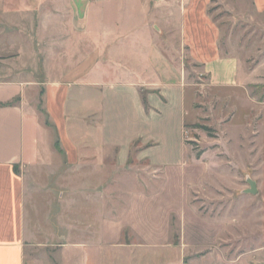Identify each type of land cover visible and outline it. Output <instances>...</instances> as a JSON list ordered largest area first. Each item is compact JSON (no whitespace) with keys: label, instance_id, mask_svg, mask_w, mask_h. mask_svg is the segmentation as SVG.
I'll return each instance as SVG.
<instances>
[{"label":"crops","instance_id":"0c3cea01","mask_svg":"<svg viewBox=\"0 0 264 264\" xmlns=\"http://www.w3.org/2000/svg\"><path fill=\"white\" fill-rule=\"evenodd\" d=\"M95 1L79 10L85 21L67 23L60 0H46L36 8L32 0H0V264H25L33 232L32 189L41 185L36 173L58 172L61 224L66 227L72 201L75 236L89 237L72 243L84 254V264H103L105 254V262L113 263L119 247L123 264H173L171 255L166 256L176 249L171 243L172 215L182 218L184 239L187 225L200 221L188 190L206 168L201 154L195 156L185 139V129L195 119L193 83L185 64L180 69L170 60L162 62L160 50L153 58L141 51L136 70L115 71L97 51ZM250 2L251 9L264 13V0ZM210 3L186 0L180 11L182 45L211 85L246 88L252 73L241 56L222 53V31L209 15ZM129 7L112 8L127 19L120 22L118 35L123 47L130 34L138 41L141 35L139 29L137 34L129 30L125 14L135 11ZM35 13L41 14L43 36L40 83L35 80L38 65L33 62L35 43L28 27L34 29ZM67 29L73 30L68 44L74 49L61 53L68 46ZM51 36L57 39L56 58L49 49L55 45ZM87 42L89 53L83 55ZM7 64L13 68L4 69ZM37 90L43 92L46 122L35 107ZM69 171L74 174L71 182L64 175ZM172 173L180 177L182 204L177 206L164 190ZM126 230L129 243H121ZM205 234L200 241L191 235L194 241L188 245H208L210 234Z\"/></svg>","mask_w":264,"mask_h":264},{"label":"rangeland","instance_id":"374dc122","mask_svg":"<svg viewBox=\"0 0 264 264\" xmlns=\"http://www.w3.org/2000/svg\"><path fill=\"white\" fill-rule=\"evenodd\" d=\"M17 1L21 3L26 0ZM32 1L36 8V5L45 4L46 0ZM89 1L60 0V5L66 8V22L72 23L80 18L85 21V13L79 10ZM185 2L96 0L97 51L103 60L113 64L116 71L121 67L136 70L133 66L141 51L153 58L160 50L162 62L170 60L178 64L180 69L185 64L188 79L193 83L195 119L185 129V139L187 143L190 141L189 146L195 156L201 154L206 172L189 188L188 199L200 221H192L194 225L187 222L191 226L187 225L184 239L183 220L178 214L172 215L171 243L176 249L170 254L166 253V256L171 255L175 261L173 264H264V13L251 9L250 0H211L209 15L221 28L222 53L241 56L246 70L252 73V82L246 88L216 87L211 85L203 70L190 61L182 45L180 11ZM242 4L249 11L245 12L241 8ZM118 5L135 9L125 15L129 18L130 32L137 34L139 29L141 33L139 41L130 34L124 47L118 40L122 34L120 22H126L127 19L122 20V14L113 11L112 8ZM75 6H79V9H74ZM28 27L35 43L33 62L38 65L35 80L40 83L44 81L41 76L43 36L40 13L34 14V29L31 25ZM83 29L79 30L80 34L87 37L88 33L83 34ZM67 30L65 41L68 44L72 41L70 37L73 30ZM116 31L117 34L114 33ZM7 37L10 40L14 35ZM50 41L55 44L49 45V49L56 58L57 39L51 36ZM157 45L160 49L156 48ZM67 49L72 53L74 46L68 44L61 53L67 52ZM81 53L88 55V42L82 45ZM3 68L13 66L7 64ZM43 104V92L37 90L35 107L46 122L48 117ZM56 152H59V148ZM35 175L40 178L41 185H35L32 189L33 232L25 250V264H84V254L77 253L72 243L80 239L89 240V237L75 236L72 201L67 205L66 227L63 228L61 224L58 213L62 189L57 184L58 172L47 171ZM64 175L67 182L73 181L74 174L71 171ZM249 179L256 183L255 193L247 191L251 188ZM124 185L128 187L129 183L124 182ZM164 190L173 196L176 206L182 204L179 174L169 175ZM207 231L210 234L208 245H188L194 241L192 238L202 240ZM64 235L67 236L66 240ZM129 240L126 230L121 243H129ZM120 248L114 251L113 263L105 262V254L103 264H123ZM145 263L150 264L146 260Z\"/></svg>","mask_w":264,"mask_h":264},{"label":"water","instance_id":"95a60500","mask_svg":"<svg viewBox=\"0 0 264 264\" xmlns=\"http://www.w3.org/2000/svg\"><path fill=\"white\" fill-rule=\"evenodd\" d=\"M249 181H250V184H251V188L248 189L247 191L248 192L255 193L257 191L256 183L254 181L250 180V179H249Z\"/></svg>","mask_w":264,"mask_h":264},{"label":"trees","instance_id":"16d2710c","mask_svg":"<svg viewBox=\"0 0 264 264\" xmlns=\"http://www.w3.org/2000/svg\"><path fill=\"white\" fill-rule=\"evenodd\" d=\"M205 129H207V128H205ZM189 143H190V141H188Z\"/></svg>","mask_w":264,"mask_h":264}]
</instances>
